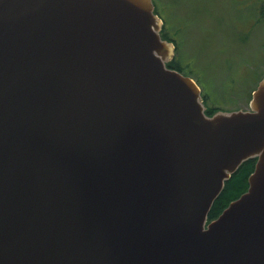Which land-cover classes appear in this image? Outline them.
Returning <instances> with one entry per match:
<instances>
[{"label": "water", "instance_id": "1", "mask_svg": "<svg viewBox=\"0 0 264 264\" xmlns=\"http://www.w3.org/2000/svg\"><path fill=\"white\" fill-rule=\"evenodd\" d=\"M161 25L152 0H0V264H264V77L207 116Z\"/></svg>", "mask_w": 264, "mask_h": 264}, {"label": "rangeland", "instance_id": "2", "mask_svg": "<svg viewBox=\"0 0 264 264\" xmlns=\"http://www.w3.org/2000/svg\"><path fill=\"white\" fill-rule=\"evenodd\" d=\"M154 1L173 61L198 80L204 108L247 111L264 77V0Z\"/></svg>", "mask_w": 264, "mask_h": 264}, {"label": "trees", "instance_id": "3", "mask_svg": "<svg viewBox=\"0 0 264 264\" xmlns=\"http://www.w3.org/2000/svg\"><path fill=\"white\" fill-rule=\"evenodd\" d=\"M152 1H153V5H154V12L157 15H159L158 14L159 13L158 8L155 6L156 2L154 0H152ZM261 13H262V17H264V10H261ZM160 36L162 39H166V40L172 42V40H170L167 37L166 32L163 31V26H162L161 31H160ZM167 66L169 68L178 70L179 72H181V74H183L182 66H180L177 62H174L173 59L167 63ZM183 75L192 78L191 74H183ZM196 81L195 82L198 83V80H196ZM202 101H204V99ZM215 113H216V111H213L212 108H210V107L206 108L205 107V114L207 116H211ZM255 161H256L255 159H249V160L243 162L238 167L236 172L234 174H232L231 177L225 182L224 187H223L220 195L215 200V202L213 203V205H212V207L208 213V216H207L208 222L215 220L223 212V210H225L227 208V206L231 202L237 200L242 194H244L247 191V189H248V178L250 177V175L254 171Z\"/></svg>", "mask_w": 264, "mask_h": 264}]
</instances>
